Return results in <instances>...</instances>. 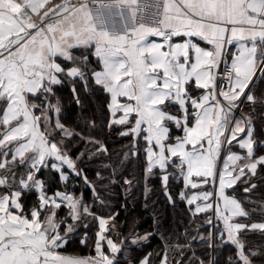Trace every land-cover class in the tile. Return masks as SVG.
Listing matches in <instances>:
<instances>
[{
    "label": "snow or ice",
    "instance_id": "6c2138e0",
    "mask_svg": "<svg viewBox=\"0 0 264 264\" xmlns=\"http://www.w3.org/2000/svg\"><path fill=\"white\" fill-rule=\"evenodd\" d=\"M151 9L0 0V264H264V0ZM141 176L186 205L183 240L152 248L159 221L141 233L98 187Z\"/></svg>",
    "mask_w": 264,
    "mask_h": 264
},
{
    "label": "trees",
    "instance_id": "16d2710c",
    "mask_svg": "<svg viewBox=\"0 0 264 264\" xmlns=\"http://www.w3.org/2000/svg\"><path fill=\"white\" fill-rule=\"evenodd\" d=\"M65 115L70 120L76 119V114L68 107ZM99 116L100 113L97 112ZM100 121H98V124ZM100 129L98 128V131ZM105 135L101 138L105 139L110 151L113 153L112 160L119 163L116 153L125 148L129 144L128 138H121L115 133L107 135V129H103ZM142 151V149H141ZM88 172L92 180H96V171L98 162L86 163L82 165ZM111 169L104 172L107 177ZM140 170L137 168L136 162L126 165L125 169H121L119 174L128 175L132 179L134 175H139ZM70 188L75 185V192L77 195L83 193L89 202L92 200V192L85 188L82 183L77 184L76 181L70 178L67 181ZM102 195L106 197L108 203L112 206L114 211H119L120 221H128L129 226L133 224L137 226L142 233L145 230H156L157 225L154 224V217L159 221L158 232L155 238L151 241L152 248L162 247L164 241L160 238L159 233L163 232L166 239H181L183 240V233L186 226L190 223V217L186 213V205L178 204L176 208L170 206L164 198L158 181H149V187L152 191L145 196L144 181L141 178L139 182L134 179L132 186L129 188L124 185L122 180L120 183L111 185L105 190L104 184H98ZM198 246V254L199 253ZM151 250V249H149ZM84 252H87L85 249Z\"/></svg>",
    "mask_w": 264,
    "mask_h": 264
},
{
    "label": "built area",
    "instance_id": "2783aa9c",
    "mask_svg": "<svg viewBox=\"0 0 264 264\" xmlns=\"http://www.w3.org/2000/svg\"><path fill=\"white\" fill-rule=\"evenodd\" d=\"M138 3L144 8L145 14H150L151 12V0H138ZM224 65L221 64L220 68L223 69Z\"/></svg>",
    "mask_w": 264,
    "mask_h": 264
},
{
    "label": "crops",
    "instance_id": "0c3cea01",
    "mask_svg": "<svg viewBox=\"0 0 264 264\" xmlns=\"http://www.w3.org/2000/svg\"><path fill=\"white\" fill-rule=\"evenodd\" d=\"M150 40L151 39H158V38H155V37H150L149 38ZM201 46H206L203 42H201ZM229 47V50H230V52H233V51H235L236 49H235V45L233 44V45H230V46H228ZM230 54H229V61H230ZM258 87H261V88H264V85H257ZM235 150H239L238 149V145L235 147ZM69 247H71V245L69 246ZM84 254H87V252H84Z\"/></svg>",
    "mask_w": 264,
    "mask_h": 264
},
{
    "label": "rangeland",
    "instance_id": "374dc122",
    "mask_svg": "<svg viewBox=\"0 0 264 264\" xmlns=\"http://www.w3.org/2000/svg\"><path fill=\"white\" fill-rule=\"evenodd\" d=\"M170 240H172L173 242H175L177 239H170Z\"/></svg>",
    "mask_w": 264,
    "mask_h": 264
}]
</instances>
